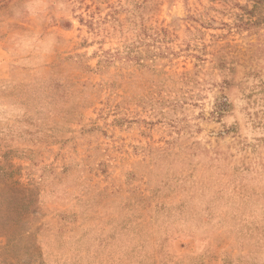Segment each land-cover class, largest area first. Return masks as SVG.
I'll return each mask as SVG.
<instances>
[{
	"label": "rangeland",
	"instance_id": "rangeland-1",
	"mask_svg": "<svg viewBox=\"0 0 264 264\" xmlns=\"http://www.w3.org/2000/svg\"><path fill=\"white\" fill-rule=\"evenodd\" d=\"M23 3L0 0V264H264V0Z\"/></svg>",
	"mask_w": 264,
	"mask_h": 264
},
{
	"label": "clouds",
	"instance_id": "clouds-1",
	"mask_svg": "<svg viewBox=\"0 0 264 264\" xmlns=\"http://www.w3.org/2000/svg\"><path fill=\"white\" fill-rule=\"evenodd\" d=\"M55 6L60 12H67V6L63 3L53 4V0H24L23 8L18 15H27L34 22H39L50 7ZM13 53L25 54L39 52L42 55L50 54L55 47V35H49L41 38L38 34H20L16 33L12 38ZM0 112L4 113L6 119L12 118L16 114L7 106H0Z\"/></svg>",
	"mask_w": 264,
	"mask_h": 264
}]
</instances>
